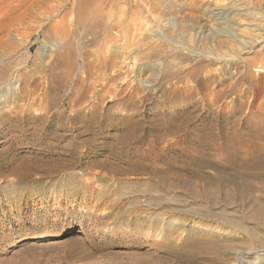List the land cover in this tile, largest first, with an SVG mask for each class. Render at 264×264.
I'll use <instances>...</instances> for the list:
<instances>
[{
    "label": "rangeland",
    "instance_id": "1",
    "mask_svg": "<svg viewBox=\"0 0 264 264\" xmlns=\"http://www.w3.org/2000/svg\"><path fill=\"white\" fill-rule=\"evenodd\" d=\"M238 134L264 1L0 0V264H264Z\"/></svg>",
    "mask_w": 264,
    "mask_h": 264
},
{
    "label": "bare ground",
    "instance_id": "2",
    "mask_svg": "<svg viewBox=\"0 0 264 264\" xmlns=\"http://www.w3.org/2000/svg\"><path fill=\"white\" fill-rule=\"evenodd\" d=\"M258 1L261 2L264 0H258ZM233 141L236 145L238 144L239 146L247 147L246 150L238 151L237 149L233 152L234 155L237 158H239L238 159L239 161H236L235 159L236 161V162L234 161L235 164L231 165L234 167V171H235L234 175L246 174V175H256L259 177L264 175V145L259 144L254 139H246L245 137H243V135H239V134L234 135ZM233 167L231 168L233 169ZM162 173H165V171H163ZM242 182L243 183H237L236 181L237 184L235 185L237 189L243 190L246 188V186H249L248 181H242ZM62 234L63 231H60L52 236L57 237V236H61Z\"/></svg>",
    "mask_w": 264,
    "mask_h": 264
}]
</instances>
